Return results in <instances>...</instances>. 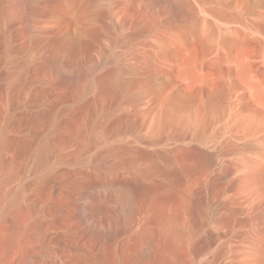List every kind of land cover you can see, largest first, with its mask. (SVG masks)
<instances>
[{
  "label": "rangeland",
  "instance_id": "1",
  "mask_svg": "<svg viewBox=\"0 0 264 264\" xmlns=\"http://www.w3.org/2000/svg\"><path fill=\"white\" fill-rule=\"evenodd\" d=\"M88 1L78 17L0 0L3 198L45 226L40 252H0V264H241L264 227V186L243 172L264 169V0ZM175 95L197 117L180 132L158 127ZM126 180L142 186L140 208L112 242L110 189ZM174 216L182 238L139 239L144 221ZM204 230L217 237L203 248Z\"/></svg>",
  "mask_w": 264,
  "mask_h": 264
},
{
  "label": "bare ground",
  "instance_id": "2",
  "mask_svg": "<svg viewBox=\"0 0 264 264\" xmlns=\"http://www.w3.org/2000/svg\"><path fill=\"white\" fill-rule=\"evenodd\" d=\"M53 1H55L53 2V4L55 3V5H53V8L51 7L50 11L51 13L56 15H61L64 12L72 11L75 15H78L79 17L89 12L88 0H53ZM22 2L23 0H14L13 3L14 5L18 6ZM89 14L90 13H88L87 16ZM163 48L165 49V47ZM72 74L67 76V79H71L73 77ZM113 83H115L114 79L108 78V80L105 82V85L111 87L113 86ZM126 83L127 81L124 80L117 82V84L121 88L124 87ZM181 107H182V100L180 99V97L176 95L172 96L168 101L163 114L158 119V127L159 126L161 128L173 127L174 129H176L177 132L178 131L180 132L182 130L184 131L185 128L187 129L191 128V126L193 125L192 122L196 121L197 117H194L193 116L194 114L192 113L180 115L179 111L181 110ZM45 150H46V145L45 143H43L38 154L39 160L44 159ZM243 172L245 175V179L248 181L250 186L258 185L261 188H263L264 169L258 162L253 160L247 161L244 165ZM118 183L116 185L111 186L110 196L117 203V209L120 219L116 217H112L110 214H108L107 219L105 220V225H106L105 235L107 240H110L112 242H115L119 232L123 231V229L128 228L133 223L134 216L137 213L138 208H140L139 194H140V187L142 186L139 187L138 185H135L133 182L131 183L127 180L119 184ZM227 203L228 202L219 204L218 211L215 213L218 216V220L216 221L217 224H220L222 221L229 220L232 217V211H229L227 215L222 214V209L226 208L225 206ZM11 208L9 207V203H4L2 183L0 182V252H3L5 255H7L11 250L20 247L26 248L28 252H31L32 249L40 252L42 246L45 244L44 242L45 226L39 220H33V221L31 220L35 208L30 207L26 204H22L20 205V207L14 210H12ZM101 208H102L101 203H99L98 205L93 203V205L89 207V210L92 214H95ZM193 208L194 209L198 208V203L196 201L193 203ZM262 217L264 218V214L262 215ZM195 218L197 217L195 216ZM151 220L147 222L144 221L142 224V228L139 233L140 234L139 239L142 242L147 244L151 243L157 237V235L159 234L163 235L167 232H168L167 239H171L174 237L182 238V234L178 230V226L181 222L178 216L172 217L164 224L161 223L159 224L158 223L159 219H157L156 222L157 225L155 227ZM216 237L217 234L215 232H212L210 230H204L200 232L198 235V243H200V245L204 248L207 247L209 242L214 240ZM249 239H250L249 247L245 252L246 255L241 261V264H264V227L257 229L254 233H252V236ZM125 244L126 243L122 245L123 246L122 249L124 250L127 249V246H125ZM135 256H137L139 259H142L144 253L140 251L138 255ZM22 259L24 258H21V260ZM29 259H27V261Z\"/></svg>",
  "mask_w": 264,
  "mask_h": 264
}]
</instances>
